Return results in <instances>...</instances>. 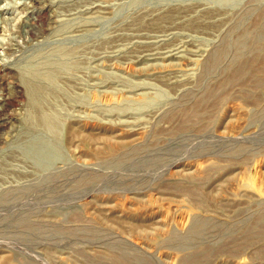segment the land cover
<instances>
[{
    "label": "rangeland",
    "instance_id": "obj_1",
    "mask_svg": "<svg viewBox=\"0 0 264 264\" xmlns=\"http://www.w3.org/2000/svg\"><path fill=\"white\" fill-rule=\"evenodd\" d=\"M0 264H264V0H0Z\"/></svg>",
    "mask_w": 264,
    "mask_h": 264
},
{
    "label": "bare ground",
    "instance_id": "obj_2",
    "mask_svg": "<svg viewBox=\"0 0 264 264\" xmlns=\"http://www.w3.org/2000/svg\"><path fill=\"white\" fill-rule=\"evenodd\" d=\"M251 62V61H250ZM249 63V62H248Z\"/></svg>",
    "mask_w": 264,
    "mask_h": 264
}]
</instances>
